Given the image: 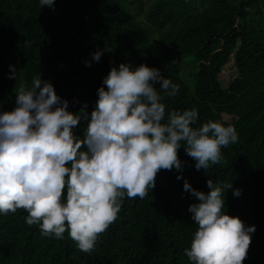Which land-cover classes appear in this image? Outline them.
I'll use <instances>...</instances> for the list:
<instances>
[{
  "label": "trees",
  "instance_id": "obj_1",
  "mask_svg": "<svg viewBox=\"0 0 264 264\" xmlns=\"http://www.w3.org/2000/svg\"><path fill=\"white\" fill-rule=\"evenodd\" d=\"M138 11L141 18L125 0H54L52 9L40 0H0V114L16 107L19 89H31L39 74L68 101L69 112L84 108L90 115L111 68L143 64L179 85L177 95L163 101L162 123L172 111L196 109L194 127L208 121L231 125L237 142L222 147L221 162L207 170H196L182 144V169L160 170L144 199L125 194L117 220L91 253L80 251L68 231L62 240L43 236L38 225L26 224L23 209L0 213V264H194L184 250L198 229L188 207L199 201L183 184L187 180L207 194L209 179L231 184L223 192L222 213L255 226L243 264H264V102L245 115L221 81L230 60L264 81L262 1L153 0ZM97 51L99 62L92 59ZM183 63L193 66L188 76ZM86 129L82 119L73 135L83 139Z\"/></svg>",
  "mask_w": 264,
  "mask_h": 264
},
{
  "label": "clouds",
  "instance_id": "obj_2",
  "mask_svg": "<svg viewBox=\"0 0 264 264\" xmlns=\"http://www.w3.org/2000/svg\"><path fill=\"white\" fill-rule=\"evenodd\" d=\"M40 6L52 9L54 0H40ZM101 54L97 51L92 59L99 62ZM9 78H16L14 68ZM103 84L106 89H97L90 115L84 108L73 114L68 101L38 74L31 89H19L16 107L0 114V213L23 209L27 225H38L43 236L61 240L68 231L85 253L117 220L125 194L144 199L160 170L182 169V144L196 170H207L221 162L222 147L238 140L231 125L208 121L194 127L196 109L172 111L162 123L163 101L175 97L179 85L157 68L142 64L133 70L121 63ZM82 119L87 129L80 139L72 130ZM206 184L207 194L187 180L183 184L199 201L188 207L198 229L185 255L194 264H243L255 226L245 227L238 217L222 213L223 192L231 184L211 179Z\"/></svg>",
  "mask_w": 264,
  "mask_h": 264
},
{
  "label": "rangeland",
  "instance_id": "obj_3",
  "mask_svg": "<svg viewBox=\"0 0 264 264\" xmlns=\"http://www.w3.org/2000/svg\"><path fill=\"white\" fill-rule=\"evenodd\" d=\"M129 7L136 14L137 18H141L138 7H148L153 0H125ZM262 5L264 6V0ZM183 74L188 76L193 66L183 63ZM222 85L236 97L240 103L242 111L245 115L254 113L259 110L264 102V81H255L250 72H248L243 65L235 67L233 60H230L221 74Z\"/></svg>",
  "mask_w": 264,
  "mask_h": 264
}]
</instances>
